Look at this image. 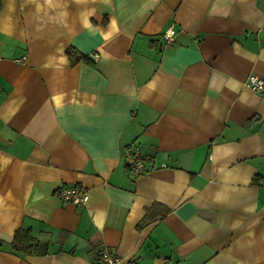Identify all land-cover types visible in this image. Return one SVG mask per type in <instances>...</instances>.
I'll list each match as a JSON object with an SVG mask.
<instances>
[{
	"label": "crops",
	"instance_id": "0c3cea01",
	"mask_svg": "<svg viewBox=\"0 0 264 264\" xmlns=\"http://www.w3.org/2000/svg\"><path fill=\"white\" fill-rule=\"evenodd\" d=\"M251 73L264 79V0H0V264H102L103 249L117 264H264ZM63 184L87 203L60 200Z\"/></svg>",
	"mask_w": 264,
	"mask_h": 264
},
{
	"label": "built area",
	"instance_id": "2783aa9c",
	"mask_svg": "<svg viewBox=\"0 0 264 264\" xmlns=\"http://www.w3.org/2000/svg\"><path fill=\"white\" fill-rule=\"evenodd\" d=\"M173 34V27H170L164 33L163 36L167 44L173 41ZM21 59H25V56ZM245 84L258 93H264V79L258 74H249L245 80ZM125 165L128 174L133 178L147 172L146 157L138 146L130 147L126 150ZM55 194L63 202H70L75 206L82 207L88 201L87 190L79 185H60L56 189ZM98 260L102 264H117L122 259L116 253L103 249L99 254Z\"/></svg>",
	"mask_w": 264,
	"mask_h": 264
},
{
	"label": "trees",
	"instance_id": "16d2710c",
	"mask_svg": "<svg viewBox=\"0 0 264 264\" xmlns=\"http://www.w3.org/2000/svg\"><path fill=\"white\" fill-rule=\"evenodd\" d=\"M68 54L70 55L73 62H77L78 60H85L86 58L82 54H78L73 50H69ZM147 217L144 218V221ZM32 236L29 233L28 229H19L15 232L12 246L16 250L24 251L31 247Z\"/></svg>",
	"mask_w": 264,
	"mask_h": 264
}]
</instances>
